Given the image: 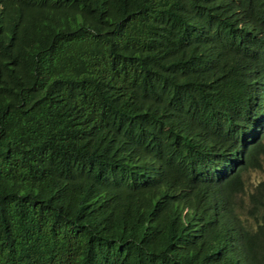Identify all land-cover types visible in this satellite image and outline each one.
<instances>
[{
	"label": "trees",
	"instance_id": "trees-1",
	"mask_svg": "<svg viewBox=\"0 0 264 264\" xmlns=\"http://www.w3.org/2000/svg\"><path fill=\"white\" fill-rule=\"evenodd\" d=\"M263 131L264 0H0V264H264Z\"/></svg>",
	"mask_w": 264,
	"mask_h": 264
},
{
	"label": "clouds",
	"instance_id": "clouds-1",
	"mask_svg": "<svg viewBox=\"0 0 264 264\" xmlns=\"http://www.w3.org/2000/svg\"><path fill=\"white\" fill-rule=\"evenodd\" d=\"M260 137H261L262 141L264 142V131L260 133ZM259 155H261L260 159L264 160V152H261ZM241 161H242V158L240 161L238 160V164H236V165L235 164L230 165L226 162H223L222 166H220V169L216 168L217 170L214 167H210L209 170L207 169V171H205V173L207 175L204 174L203 172H201L204 175L205 182H207L209 184V186L213 189L212 194H213V196H214L213 198L215 200H218V198H219V196L223 190L224 180L232 179L230 175L220 176L219 173L226 174L229 172V170H239L241 167V165H240ZM245 171H247V169ZM249 171H251V170H249Z\"/></svg>",
	"mask_w": 264,
	"mask_h": 264
},
{
	"label": "rangeland",
	"instance_id": "rangeland-1",
	"mask_svg": "<svg viewBox=\"0 0 264 264\" xmlns=\"http://www.w3.org/2000/svg\"><path fill=\"white\" fill-rule=\"evenodd\" d=\"M248 179L256 180L257 178L261 177L264 172L260 169L258 170H251L248 172Z\"/></svg>",
	"mask_w": 264,
	"mask_h": 264
}]
</instances>
